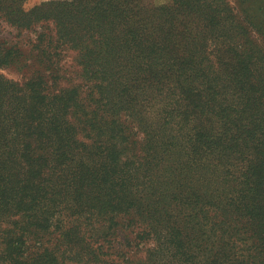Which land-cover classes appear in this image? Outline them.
I'll return each mask as SVG.
<instances>
[{"label": "trees", "instance_id": "1", "mask_svg": "<svg viewBox=\"0 0 264 264\" xmlns=\"http://www.w3.org/2000/svg\"><path fill=\"white\" fill-rule=\"evenodd\" d=\"M25 2L87 88L0 74V264H264V0Z\"/></svg>", "mask_w": 264, "mask_h": 264}, {"label": "rangeland", "instance_id": "2", "mask_svg": "<svg viewBox=\"0 0 264 264\" xmlns=\"http://www.w3.org/2000/svg\"><path fill=\"white\" fill-rule=\"evenodd\" d=\"M49 0H26L25 7L31 8L39 3ZM152 4L163 5L171 0H147ZM235 6L234 0H227ZM256 1V0H255ZM44 24V21H41ZM46 23V22H45ZM34 25L32 29H20L10 25L2 16H0V39L7 41L8 45H18L21 48V63L0 67V74L5 78L16 81L20 84L27 81L29 78L42 73L49 80L50 91H56L61 88L79 87L81 90L87 88V82L84 81L81 75V66L77 62V52L71 49L57 50L54 54L58 55L51 57V60L44 59L41 52L33 47L36 44V37L41 32L40 25ZM51 29H54L52 21L47 23ZM263 42L262 37L259 38ZM34 48V49H33ZM52 54V55H54ZM51 80H54L52 83ZM140 133V132H139ZM140 137L142 134L140 133ZM125 222V221H124ZM133 228L127 226L121 227L117 240L119 246L125 250L130 258L138 259L145 256L146 248L149 242L137 243L134 238ZM113 252H111L112 254ZM119 258L117 255H112L110 259Z\"/></svg>", "mask_w": 264, "mask_h": 264}]
</instances>
